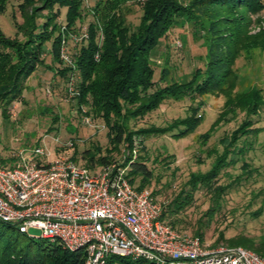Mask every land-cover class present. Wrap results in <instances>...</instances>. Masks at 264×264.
<instances>
[{"label":"rangeland","instance_id":"obj_1","mask_svg":"<svg viewBox=\"0 0 264 264\" xmlns=\"http://www.w3.org/2000/svg\"><path fill=\"white\" fill-rule=\"evenodd\" d=\"M23 1L10 0L6 11L0 12L1 31L5 37L20 43L24 42V37L15 30V24H23L19 11ZM96 1L81 0L78 20L73 27H67L66 8L55 4L45 10L43 0H33L34 8L40 10L37 24L50 23L53 17L56 19L52 34L60 37L59 59L64 49L73 62L71 55L85 44ZM261 1L264 4V0ZM239 12L243 13L241 9ZM118 13L124 26L135 31L142 16L141 5L126 2ZM191 14L197 15L194 11ZM246 16L250 21L249 35H264V10ZM194 18L198 22L196 25L184 17L177 18L150 52L154 87L149 95L171 84L190 83L196 70L200 72L196 80L203 79L207 39L215 40L219 35L216 30L208 31L206 19ZM85 34L87 38L83 37ZM100 40L98 38V44ZM43 49L42 62L26 82L22 99L14 102L6 118L0 111V158L3 164L12 165V159L20 149L45 146L53 158L74 161L83 168L87 166L89 156L95 161L106 158L107 166L96 165L89 169L98 173L102 168H114L127 178L130 169L124 163L130 157L147 167L151 179L145 188L165 209V223L174 222L175 230L181 236L201 233L200 243L207 250L246 249L236 245L242 238L264 239V48L241 54L232 67L233 94L253 90L261 98L262 105L254 114L241 109L225 110L223 95L167 96L153 111L117 121L124 131L120 144L111 143L114 134L102 117L94 116L83 105H76V99L68 91L70 77L64 79L58 74L67 67L62 60L57 62L52 58L49 42ZM162 70L165 76L161 81ZM71 73H74L76 87L80 83L79 74L74 70ZM85 119L89 120L88 124ZM110 119L117 120L112 115ZM193 119L199 122L195 130L190 135L175 138L183 130V126H179L181 121ZM235 137L238 140L234 142ZM223 155L225 163L219 166L217 162ZM214 165L218 167L213 168ZM200 177L205 178L206 183L194 186L195 179ZM140 180L134 179L135 187L139 186ZM186 192H190L191 197L183 210L169 216L168 207ZM27 236L40 239L41 232L31 228Z\"/></svg>","mask_w":264,"mask_h":264},{"label":"trees","instance_id":"obj_2","mask_svg":"<svg viewBox=\"0 0 264 264\" xmlns=\"http://www.w3.org/2000/svg\"><path fill=\"white\" fill-rule=\"evenodd\" d=\"M10 0H0V12H5ZM44 9L48 10L55 4L66 8L65 23L73 27L78 20L81 0H43ZM137 2L141 5L142 16L135 31L124 26L119 15L120 7L124 3ZM33 0H24L19 6L23 19L22 25L15 24V30L24 37V42L5 37L0 29V111L7 117L14 102L22 99L25 84L35 73L42 62L44 44L50 43V55L59 59V34L53 37L56 28L55 17L50 23L37 24L40 10L34 8ZM212 9L208 11L207 7ZM240 9L243 13L239 12ZM202 10V11H200ZM264 10L261 0H190L188 4L179 0H98L93 10V21L89 24L88 39L80 46L75 55H71L74 69L67 67L59 70L58 74L64 79L70 77L74 70L79 74L80 83L76 99L78 107L85 106L94 116L104 119L105 125L113 132L111 143H121L124 135L121 122L130 116H138L142 112H151L161 104L167 96L179 98L182 95H223L226 98L224 108L230 112L241 109L248 114H254L262 105L261 98L256 91L247 93L234 92V76L232 67L241 54H247L251 49L264 48V35H249L250 21L246 16ZM199 19H206L209 23L208 31L216 30L219 35L215 40L207 39V65L203 79L196 80L199 70L190 83L168 85L162 90H156L152 95L149 91L154 87V70L150 65V52L173 27L179 17H184L190 23ZM238 11V12H236ZM233 14V15H232ZM213 23V24H211ZM98 38L100 43L98 44ZM45 42V43H44ZM165 71L161 72V81ZM200 80V81H199ZM137 106V107H135ZM135 107V109H133ZM80 113V111H79ZM117 120H111L110 116ZM198 121H181L182 132L175 138L190 135ZM238 135V134H237ZM236 135V136H237ZM245 135V133H244ZM238 138L235 137L234 142ZM231 143L228 144L230 146ZM219 166L225 163L226 157L220 158ZM13 160V159H12ZM74 162V161H73ZM129 166L127 178L134 185V179L140 178L138 191L145 188L151 174L145 164L133 161L130 157L124 163ZM107 166L106 158L89 156L87 168ZM214 165L213 168H217ZM212 174V173H210ZM194 186L206 183L205 178L195 179ZM197 184V185H196ZM193 186V187H194ZM192 187V188H193ZM154 199L153 194H151ZM190 192L178 200L175 199L168 214L183 210ZM161 219L165 222L166 213L163 208ZM175 229L174 222L168 224ZM194 238L199 241L202 234L195 233ZM238 246H243L264 259V239L253 241L242 238ZM85 256L80 250L70 253L61 245L43 241L34 237L29 238L10 224L0 221V264H84ZM105 264H155L147 260H133L120 256L107 257Z\"/></svg>","mask_w":264,"mask_h":264},{"label":"built area","instance_id":"obj_3","mask_svg":"<svg viewBox=\"0 0 264 264\" xmlns=\"http://www.w3.org/2000/svg\"><path fill=\"white\" fill-rule=\"evenodd\" d=\"M60 60L74 69L64 49ZM73 74L68 91L77 96ZM14 156L12 165L0 158V221L26 236L38 229L40 240L70 253L82 251L84 264H105L111 256L155 264H264L247 249L207 250L197 238L181 236L161 219L163 207L148 190L138 191L118 169L95 173L53 158L45 146Z\"/></svg>","mask_w":264,"mask_h":264}]
</instances>
